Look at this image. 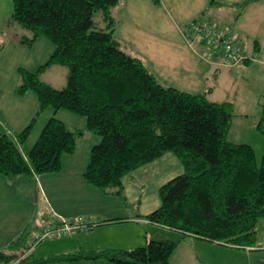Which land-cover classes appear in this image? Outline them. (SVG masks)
Listing matches in <instances>:
<instances>
[{"label": "trees", "instance_id": "trees-1", "mask_svg": "<svg viewBox=\"0 0 264 264\" xmlns=\"http://www.w3.org/2000/svg\"><path fill=\"white\" fill-rule=\"evenodd\" d=\"M12 1L11 19L32 33L24 43L31 46L43 37L54 49L35 71L18 69L21 82L15 94L31 92L38 108L15 139L0 133L1 176L57 173L63 156L75 151L83 132L52 116L33 146L22 152L37 117L48 108L84 117L86 131L98 136L82 178L106 195L124 199L122 179L166 153L183 167L182 174L158 189L160 206L144 216L145 245L129 250L80 248L35 263L171 264L174 249L186 236L254 246L255 228L264 216V156L258 164L250 145L227 139L232 104L211 102L206 92L163 86L139 59L125 53L114 38L110 13L118 0ZM97 13L101 19L95 22ZM52 64L68 69L63 89L39 79L40 71ZM262 114L259 131L264 104ZM22 245L26 247L24 234L8 248ZM29 257L0 249V264H23Z\"/></svg>", "mask_w": 264, "mask_h": 264}, {"label": "crops", "instance_id": "crops-1", "mask_svg": "<svg viewBox=\"0 0 264 264\" xmlns=\"http://www.w3.org/2000/svg\"><path fill=\"white\" fill-rule=\"evenodd\" d=\"M243 3L245 4L242 6L239 5ZM223 5H228L233 8L235 7L234 9H237V14L234 17L235 19L233 21V24L231 23L232 26L231 24L228 25L229 23L223 26L230 27L238 36L239 41L243 47L244 54L246 56V59L243 63L232 68H217V66H213L212 64H207L204 62L202 63L199 57L195 54L194 49L191 48L187 43L189 39L188 34L184 33L185 27L191 21L199 18L200 16H204L206 14V11H210L212 7H221ZM110 13L111 16L114 17L116 22L113 30V35L116 41L119 43L120 48L128 55L139 59L145 67L148 66L146 63L150 64L151 62L149 66L156 76L160 77L162 76V73L164 75L169 74V72H172L173 68L180 63L185 66H190L193 64L195 66L196 74H201L204 78L205 76L211 75L212 72H215L219 75L221 70L219 68H227L235 80L239 81L240 79L245 81L246 92L243 95L245 98H249V96H253V99L257 96L264 98V0H159L158 3H154L152 0H118L117 5L111 8ZM8 23H11V19L10 21L8 20ZM32 68L33 69L26 70L35 71L37 67ZM157 72H159L160 75H158ZM201 78L202 77L200 76V79ZM221 79L223 80L224 78ZM176 80L177 82L179 81L178 79ZM190 81L182 82L180 79V82H182L187 87L186 88L184 86V90H180L193 94L204 92H206V94L208 95L212 94L211 88H208L207 91H204L205 87L199 89V86L197 88L196 81ZM225 82H228V80H226ZM17 86L18 82L16 83L15 81H10L9 83H0V133H7L9 136L13 137V139H15L16 135L27 126V124L36 114L38 108L37 100L31 92H28L23 96H17L15 94ZM175 86L177 87V85ZM190 87L193 89H190ZM241 101L242 106L249 109L251 108V102H247L243 99ZM255 104L258 107L259 103L257 102ZM258 108L259 111L257 113H253L252 117H248L250 113L248 111H245L244 108L243 111H241V113L239 114V116L241 117L239 123L241 124H239L238 128L239 130H241L240 132L242 133V135H247L248 133L244 132V130L251 131V127L254 131L257 130L259 122L263 115L260 106ZM47 111L48 110H46L45 113L48 114H46L44 117L42 116L43 118H41L39 124L36 122V125L33 128L28 139L22 146H20L22 152H27L33 146V144L39 137L43 126L52 116H55L57 119L61 120L66 125V127L67 123L64 120V117L67 118L70 122H76V125H71L69 128H67L72 131L80 130L83 132L82 135H79L77 137L75 151L70 155L63 156L62 169L61 171L56 173L57 176H54V174H44L35 178H31L28 176L8 178L0 175V206L2 203L7 202V197L10 194H17L19 192L16 189L18 186L23 188H30L27 191V194H31L32 186L29 184L27 179L31 180L32 184L38 182V180L42 183V181H47L50 178H59L58 175L59 173L63 172L65 165H67L68 163V159H72L80 143L85 141L84 139L86 137V133H91L86 131L85 123L83 122V120L76 117L75 115L64 114L62 117L61 113L64 112L57 111L55 113L53 112L54 115H52V113ZM49 113L51 114L50 117ZM257 118L259 119L257 120ZM241 119L242 122H240ZM251 121H256V123L253 124ZM232 128L233 126L230 127V131H232ZM90 138L91 136H88L87 140H89ZM91 139L92 140L90 144H94V140H96L95 142L98 143L99 138H97L96 136H92ZM227 139L232 143H243L248 144L252 147V145L246 141H237L232 138L230 139L229 136L227 137ZM71 167L72 166H70L69 171L74 173L75 171ZM180 167L182 168L183 173V167L181 166L179 160L172 153H166L157 160L150 162L131 172L122 179L124 199H121V197L114 195H106L88 185L82 178V173L85 169H83L82 172L78 171V177L70 179L69 182H67V186H72L75 189L81 191L88 190V187L89 189H93V191H97L100 197H104L101 198L100 204L106 203V198L109 200V203H114L113 199H118V203H121L122 207L125 210L131 211L130 217L126 219L133 220L143 225V228L145 230V237L146 223L144 216L151 213V210L156 207L154 201H151L150 198H144V200H142L143 192L141 189L150 187L151 183L154 184L155 182L162 181L164 179H168V181L172 180L173 178L178 176L175 175L174 172H180ZM164 184L165 183H163L162 185ZM162 185H160L158 189ZM148 191L150 190L148 189ZM99 199L100 198H98V200ZM146 201L149 202V205L143 207V204ZM47 203L50 208H54L53 205H51L49 202ZM103 209L105 208L93 211H91L90 209L89 211H86L87 213L85 214H99ZM105 214H110L109 208H106L101 212V216ZM26 234L27 232L24 234V239L26 237ZM80 235L83 234L79 233V235H76V237H78V239L81 241L82 239ZM84 236L88 237L89 234ZM255 238L256 243L254 246L238 247L220 242L207 241L193 236H186L174 249L170 257V263L215 264V257L221 255L223 257H234L236 260L235 264H251L252 261L255 260L257 263L261 264L262 260L258 258L256 259V255L257 251H264V216H262L257 222L255 228ZM63 241L64 242L61 244V246L63 245V249H58L55 254L73 252L80 248L84 250H98L100 248L94 243L85 244L82 242L84 240H82L80 243L76 238L72 239V237ZM10 243L11 241L5 245H9ZM184 244H187L185 248H183ZM210 247H214L213 254H211L212 252L210 251ZM125 248L112 249H132V247ZM44 255H46V253L41 254V257H33L32 259H34V261H36L37 259L43 260L48 256H51L50 254L47 255V257H42ZM36 264H39V262H36ZM40 264L49 263L40 262ZM68 264L102 263L98 261H80Z\"/></svg>", "mask_w": 264, "mask_h": 264}, {"label": "rangeland", "instance_id": "rangeland-1", "mask_svg": "<svg viewBox=\"0 0 264 264\" xmlns=\"http://www.w3.org/2000/svg\"><path fill=\"white\" fill-rule=\"evenodd\" d=\"M234 8L228 5H223L221 7L215 6L212 7L210 11H206V14L204 16H200L193 21L204 19L209 22L218 23L220 25H227L228 23V25H230L231 23L233 24V21L235 19L234 17L237 14V9ZM12 11V0H0V83H9L10 81H15L16 83L18 82L19 85L21 82V78L18 73V69L23 68L30 70L33 69L32 67L38 68L39 66L45 64V62L51 55L54 46L43 37L38 38L31 46L25 44L24 41L30 39L32 33L30 32V30L22 27L16 21H13L11 19ZM10 19L11 23L9 24L8 20L10 21ZM100 19L101 17L99 13L94 15L93 20L95 22L100 21ZM193 21H191L185 27V34H188V27ZM200 61H202V63L204 62L201 59ZM146 64L148 65L146 66L147 70L152 73L156 80L163 86H171L177 89L184 90L183 87L185 85L182 82L194 80L197 82V88L199 86V89L205 87L204 91H207L208 88H211L212 94H207V99L209 101L218 103H222L224 101L231 103L233 105L231 118V126H233V128L232 131H230L229 129L228 134L230 135L227 134V137L229 136L230 139L232 138L237 141H246L250 143L254 150L256 161L258 164L260 163L262 157L264 156V125H262L261 131H259L258 129V131H254L252 127L251 131L244 130V132L248 133L247 135H242V133L240 132L241 130H239L238 127L239 124H241L239 123V120L241 118L239 114L241 113V111H243V108L245 111H248L250 113L248 117H252L253 113H257L259 111V106L260 109H262L264 98H261L259 96L254 97V99L253 96L245 98L243 96L246 92V83L244 80H235L227 68H219L221 69L219 75L215 72H212L211 75L205 76L204 78L201 74H196L195 66L193 64L190 66H185L181 63L175 66L173 68V71L169 72V74L164 75L162 73V76L158 77L153 73L151 67L149 66L151 62L150 64ZM157 73L158 75H160L159 72ZM67 75L68 69L65 66L52 64L44 67L40 71L39 79L55 89H63L66 86ZM200 76L202 77L201 79ZM221 78L224 79L222 80ZM176 79H178L179 81L177 82ZM180 79L182 82H180ZM226 80H228V82H225ZM175 85H177V87ZM190 89L193 88L190 87ZM241 98L243 100H246L247 102L252 103L250 109L242 106ZM257 102L259 103L258 107L255 104ZM46 110H48L47 112H50L52 113V115H54L52 109L48 108ZM45 111L37 117L33 128L35 127L36 122L39 124L41 118L48 114L45 113ZM60 112H64L61 113L62 117L64 114H72L64 110ZM50 113L49 117L51 116ZM75 116L83 120V122L85 123L84 117L78 115ZM258 119L259 118H257V120ZM64 120L66 121L68 128L71 125H76V122H70L65 117ZM256 121L251 122L255 124ZM240 122H242V119ZM88 136H91L92 138V136L96 135L92 133H86V137L84 139L85 141L80 143L72 159H68V163L67 165H65L63 172L59 173L58 175L59 178H50L47 181H42V183L38 180V182L32 184L31 180L27 179L29 184L32 186L31 194H27V191L30 188H23L18 186L16 189L19 192L17 194H10L7 197V202L1 204L0 249L6 251L7 253L15 254L24 252L25 255H31V257H29L23 264H36L32 258L41 257L40 255L43 253H46V255L42 257H47V255L55 254L58 249H63V245L61 246V244L64 242L63 240L70 239L71 237L72 239L76 238L80 243L82 240L85 241H82L85 244L94 243L98 247H100L98 250L125 247L133 248L138 245H145V230L143 228V225L133 220L126 219L130 217L131 211L125 210L122 207L121 203H118V199H113L114 203H109V200L106 198V203L100 204L101 198L104 197H100L97 191H93V189H89V187L88 190L81 191L75 189L72 186H67V182H69L70 179L78 177V171L82 172V170L85 169L86 164L89 161L90 149L94 144L97 143L95 142L96 140H94V144H90L92 139L90 138L89 140H87ZM96 137L98 138V136ZM70 166H72L71 168L74 169V173L69 171ZM179 173H182V168L180 172H174L175 175H180ZM52 174H54V176H57L56 173ZM167 181L168 179H164L162 181L155 182L154 184L151 183L150 187L142 189L140 188L143 192L142 200H144V198H150L151 201H154L155 207L157 208L160 205L157 189L160 185L166 183ZM148 189L150 191H148ZM98 198L100 199L98 200ZM47 202L53 205L54 208H50ZM89 205L91 211L102 208H109L110 214L101 216V212L105 209H103L99 214H85L87 213L86 211L90 210ZM147 205H149L148 201L144 202L143 207ZM156 208H154L153 210H155ZM55 212L56 214L58 213L57 215L60 214L59 216L67 221H73L80 217L83 220L94 222L95 226L89 230H80L73 233L64 234L57 238L42 240L33 249H27L24 245L15 249H10L8 248V245H5L10 241H17V239L26 232L27 234L24 241L25 243L29 242L28 234L34 230L42 229L43 227H45L49 218H51ZM79 233L83 234L80 235L82 239L81 241L78 239V237H76V235H79ZM87 234H89V236L85 237L84 235ZM186 245L187 244H184L183 248H185ZM210 251L212 252L210 253L213 254L214 247H210ZM257 258L262 260L261 264H264V251H257L256 259ZM215 261V264H224V262L225 264H235L236 262L234 257H223L221 255L215 257ZM98 262H101L102 264H111L106 261ZM59 264L68 263L59 262ZM251 264L260 263H257L255 260L252 261Z\"/></svg>", "mask_w": 264, "mask_h": 264}, {"label": "built area", "instance_id": "built-area-1", "mask_svg": "<svg viewBox=\"0 0 264 264\" xmlns=\"http://www.w3.org/2000/svg\"><path fill=\"white\" fill-rule=\"evenodd\" d=\"M187 33L188 45L207 64L232 68L243 63L246 59L237 35L228 27H220L200 19L189 25ZM94 226V222L83 220L80 217L73 221H67L54 213L45 227L28 234L29 242H26V248L33 249L42 240L57 238L80 230H89Z\"/></svg>", "mask_w": 264, "mask_h": 264}]
</instances>
